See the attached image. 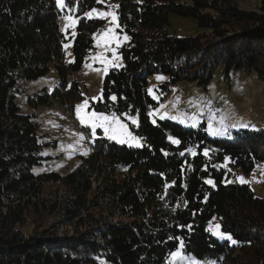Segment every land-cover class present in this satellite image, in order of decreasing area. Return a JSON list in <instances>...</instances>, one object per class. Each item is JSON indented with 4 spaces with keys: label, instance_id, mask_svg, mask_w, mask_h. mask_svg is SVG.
<instances>
[{
    "label": "trees",
    "instance_id": "1",
    "mask_svg": "<svg viewBox=\"0 0 264 264\" xmlns=\"http://www.w3.org/2000/svg\"><path fill=\"white\" fill-rule=\"evenodd\" d=\"M238 1L116 0L118 30L129 40L118 50L122 66L104 75L91 107L136 117L129 128L143 143L97 138L74 169L35 175L39 122L21 111L19 97L31 109L58 102L71 111L81 96L76 81L66 87V75L81 67L105 22L83 15L97 0H78L74 11L56 0H0V264H168L181 241L202 264H264V198L233 175L264 161V127L221 137L204 123L153 121L145 91L155 73L167 75L164 88L182 80L206 86L217 68L224 78L254 70L264 81V0L256 10ZM68 13L78 18L70 63L59 29ZM170 13L191 16L206 31L171 35ZM50 62L58 85L26 95L21 82L43 76ZM213 217L236 243L209 232Z\"/></svg>",
    "mask_w": 264,
    "mask_h": 264
},
{
    "label": "rangeland",
    "instance_id": "2",
    "mask_svg": "<svg viewBox=\"0 0 264 264\" xmlns=\"http://www.w3.org/2000/svg\"><path fill=\"white\" fill-rule=\"evenodd\" d=\"M259 2L260 0L238 1L241 7L250 10H256ZM116 4V0H105L104 3L97 2V5L86 10L83 15L88 18L85 13L93 8L97 9L98 12L111 11L116 15V7H108V5ZM59 8L61 9V7ZM69 15L73 19H77L74 14L70 13L59 18V29L63 34L62 44L66 63L72 61L70 37L74 35L75 28L65 30L67 23L65 17ZM92 18L103 19L105 23L93 34V47L85 55L81 67L77 70H70L66 75V87L72 81H76L81 96L75 100L71 111L58 102H52L46 106L39 105L31 109L26 104L25 95L19 97L21 111L24 113L33 112L36 121L39 122L38 140L43 146L40 152L42 157L40 164L32 168L35 175L49 172L66 173L74 169L79 164L81 157H86L92 151V143L97 138H105L108 141L119 143L117 140L110 139L104 133L103 128L97 127L93 135L91 126L81 124L76 114V106L85 99L89 101L85 111H96L91 107V102L96 101L101 95L104 75L113 66L118 68L122 66L123 61L118 50L129 40L124 39L125 36L129 37V35L115 27L117 20L112 21L111 16L101 18L93 15ZM110 28L114 29L119 39V43L113 40L108 45L109 49L115 50V56L111 50L105 51L102 41L98 45V39ZM167 31L171 35L184 37L202 34L206 31V28L200 27L195 18L191 16L170 13ZM66 45L67 47H65ZM101 52L112 63L102 64L98 59H93ZM105 68H107V72L104 71ZM158 77L161 78L158 79ZM58 79L54 62H50L47 73L35 80L21 82V87L26 95L41 93L43 89L52 92L58 85ZM167 80V75L162 73H155L147 78L145 91L153 100L148 113L149 115L151 113L150 117L153 121L155 119H173L181 121L184 125L204 123L203 127L209 134L221 137H231L234 131L241 132L242 130H255L264 127V81L258 77L254 70L248 73L244 70H231L229 76L224 78L221 69L217 68L206 86L182 80L174 84L167 83L166 88L162 87L161 84H165ZM93 97H96V99H92ZM104 113L106 115L113 114V112ZM115 115L120 118L123 124L127 125L129 132L140 140L139 145L136 143L124 144L140 147L143 143L142 138L130 130L128 123L132 122L130 117L124 119L116 113ZM185 121L187 122L184 123ZM234 124L237 126L233 127ZM242 124H246L248 127H240ZM233 175L238 182H240L238 177H244L247 181L246 184L249 185L253 193L264 198V161L255 163L254 168L248 173L240 169L233 170ZM217 223V218L213 217L208 224V230ZM68 230L71 229L68 228ZM209 232L213 235L212 231L209 230ZM214 236L219 240H224V238ZM177 251L180 252V255L173 256L172 254ZM193 259L199 261L192 254L185 253L182 247L179 246L169 254L168 264H191Z\"/></svg>",
    "mask_w": 264,
    "mask_h": 264
},
{
    "label": "snow or ice",
    "instance_id": "3",
    "mask_svg": "<svg viewBox=\"0 0 264 264\" xmlns=\"http://www.w3.org/2000/svg\"><path fill=\"white\" fill-rule=\"evenodd\" d=\"M56 2H57V5L61 8L69 7V4H71L73 11L76 10V8L78 7V0H67V2H66V0H56ZM97 2L98 3H104L105 0H97ZM108 7L115 8V7H118V5H108ZM93 15H96V16L101 17V18L111 16L112 21L117 20L115 13L111 12V11H109V12H98L97 9L93 8L89 12L85 13V16H87L88 18H92ZM65 20L67 21V23L65 25V30H67L68 28H74L75 25L78 23V18L73 19L72 16H70V15L66 16ZM115 27H119V24L116 23ZM124 39L127 40V39H129V37L125 36ZM113 40H115L117 43H119V39L116 36L114 29L110 28L103 34V36H101L98 39V45L102 41L104 44V47H105V51L111 50L113 52V55L115 56V50L109 49V47H108V45H110ZM65 47H67V45ZM93 59H98L100 61V63H102V64L112 63V61L107 60V57L104 56L103 52L98 53L95 57H93ZM86 66H88V65H86ZM104 71L107 72V68H105ZM160 78L161 77H158V79H160ZM149 91H151V90H149ZM92 99H96V97H93ZM111 99L115 100L116 97L112 96ZM88 104H89V101L87 99H85L81 104L77 105L76 106V114H77V117L79 118L81 124L91 126L93 135L95 134V129L97 127H99V128H103L104 133L106 135H108L110 139L117 140L121 144L136 143L137 145H139V143H140L139 138L133 136L132 133L129 132L127 125L123 124L121 122L120 118L115 115V113H113L111 115H106L104 112H96V111L87 112V111H85V109H87ZM150 115H151V113H150ZM173 118H175V117H173ZM130 119L132 120L133 124L137 123L136 117H130ZM232 126L236 127L237 125L234 124ZM240 127H248V125L242 124V125H240ZM169 140H171L173 143H180L179 140H177L171 136H169ZM188 151L191 152L192 150L188 149ZM193 154H195V153H193ZM181 155H183V153H181ZM204 155L205 156L208 155V149L204 150ZM228 159H229L228 157H225V160H228ZM238 179L240 180L241 183H247V181L244 179V177H238ZM206 182L214 185V182L212 180H208ZM173 183H175V182L173 181ZM168 186L169 185H167V184L165 185L166 188ZM209 230L212 231L213 235H216L220 238L230 240L232 243H236V241L232 239L231 234L221 231V225L218 223L215 225H212ZM180 246L183 247L182 241H181ZM172 255L173 256H179L180 252L179 251L174 252ZM191 264H201V262L193 259Z\"/></svg>",
    "mask_w": 264,
    "mask_h": 264
},
{
    "label": "bare ground",
    "instance_id": "4",
    "mask_svg": "<svg viewBox=\"0 0 264 264\" xmlns=\"http://www.w3.org/2000/svg\"><path fill=\"white\" fill-rule=\"evenodd\" d=\"M60 233V232H59ZM100 240V239H99Z\"/></svg>",
    "mask_w": 264,
    "mask_h": 264
}]
</instances>
